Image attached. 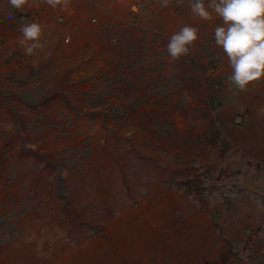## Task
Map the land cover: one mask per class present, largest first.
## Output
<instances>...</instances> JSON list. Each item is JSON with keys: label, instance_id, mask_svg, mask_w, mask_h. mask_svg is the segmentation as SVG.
<instances>
[{"label": "rangeland", "instance_id": "374dc122", "mask_svg": "<svg viewBox=\"0 0 264 264\" xmlns=\"http://www.w3.org/2000/svg\"><path fill=\"white\" fill-rule=\"evenodd\" d=\"M110 1L74 0L91 17ZM115 2L127 16L103 19L99 98L53 87L32 116L0 115V264H264V78L229 88L212 9L203 21L194 0ZM185 25L199 39L174 60Z\"/></svg>", "mask_w": 264, "mask_h": 264}, {"label": "crops", "instance_id": "0c3cea01", "mask_svg": "<svg viewBox=\"0 0 264 264\" xmlns=\"http://www.w3.org/2000/svg\"><path fill=\"white\" fill-rule=\"evenodd\" d=\"M115 1L104 3L107 6L97 5L91 17L82 4L70 0L69 10L72 14L67 12L66 22L60 27H52L53 24L47 21L52 13V7L48 4H37L35 7L29 3L25 5L33 20L37 21L41 16L44 23L41 24V47L22 63L18 58L22 48L18 28L23 24L19 22L9 0H0V115L8 118L15 110L20 111L21 115L32 116V111L38 109L32 102H37L38 96H47L53 87L57 88L58 93L66 94L62 99L67 98L69 102L99 98L102 66L110 64L109 54L112 53L109 46L103 45V19L110 13L118 18L119 11L127 16V12ZM9 13L13 19L8 18ZM92 19L99 21L100 25H94ZM52 31L54 46L49 39ZM64 34L68 35V44L61 41ZM90 36L94 38L93 43L85 47V40Z\"/></svg>", "mask_w": 264, "mask_h": 264}, {"label": "clouds", "instance_id": "9594fccd", "mask_svg": "<svg viewBox=\"0 0 264 264\" xmlns=\"http://www.w3.org/2000/svg\"><path fill=\"white\" fill-rule=\"evenodd\" d=\"M9 3L23 11L28 0H9ZM46 3L53 9L60 7L72 14L70 0H46ZM209 8L223 20V26L214 29V39L227 55L232 70L229 88L235 86L239 91H247L250 84L264 78V0H210L207 7L204 0H194L191 4L192 13L203 21L213 18ZM8 18L13 19V15L9 13ZM18 31L26 54L31 55L34 49L41 47L42 26L39 23L24 24ZM198 32L196 27L183 26L170 37L168 54L174 60L187 55L189 46L199 39ZM28 41L33 43L28 45Z\"/></svg>", "mask_w": 264, "mask_h": 264}, {"label": "built area", "instance_id": "2783aa9c", "mask_svg": "<svg viewBox=\"0 0 264 264\" xmlns=\"http://www.w3.org/2000/svg\"><path fill=\"white\" fill-rule=\"evenodd\" d=\"M13 9H14V11L17 13V16H18V19H19V21L24 25V24H28V23H33V22H35L36 23V21L35 20H33L32 18H31V15H30V13L28 12V10L24 7V9H23V11H19V10H17V9H15L14 7H12ZM142 9V3L139 1V2H137L136 4H135V6L133 7V12L134 13H137L139 10H141ZM28 45H30V44H32L33 42L32 41H28V42H26ZM32 55V54H31ZM31 55H28V54H26L25 53V51L23 52V54H22V56H21V59H20V61H22V58H27V57H29V56H31Z\"/></svg>", "mask_w": 264, "mask_h": 264}]
</instances>
